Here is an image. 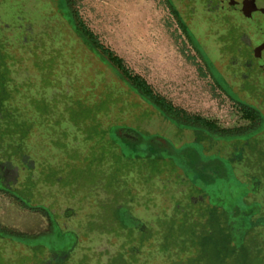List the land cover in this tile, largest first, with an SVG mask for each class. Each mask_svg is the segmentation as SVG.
I'll return each mask as SVG.
<instances>
[{
	"label": "rangeland",
	"instance_id": "rangeland-1",
	"mask_svg": "<svg viewBox=\"0 0 264 264\" xmlns=\"http://www.w3.org/2000/svg\"><path fill=\"white\" fill-rule=\"evenodd\" d=\"M60 1L0 0V90L22 117L51 108L44 116L54 126H36L22 145L0 142V264H236L223 258L237 234L256 240L248 263L264 264V0H227L223 10L203 0H63L155 93L234 131L200 139L133 91L74 30ZM108 87L121 91L127 114L118 107L72 117L70 106H93ZM246 106L260 112L255 121ZM144 112V143L153 135L189 149L176 173L139 154L123 163L119 142L101 129L134 126ZM199 173L215 183L206 187L212 195L192 186Z\"/></svg>",
	"mask_w": 264,
	"mask_h": 264
},
{
	"label": "trees",
	"instance_id": "trees-1",
	"mask_svg": "<svg viewBox=\"0 0 264 264\" xmlns=\"http://www.w3.org/2000/svg\"><path fill=\"white\" fill-rule=\"evenodd\" d=\"M173 9L175 13L180 18L182 25L186 26L185 23L182 21L178 10L173 5ZM60 11L64 13V17L66 20L70 23V25L74 28V30L86 41L88 46L91 47V49L95 50L98 53L102 54V57L105 61H107L112 67L116 69L118 73H121L123 77L127 80V84L129 87L141 95V97L147 101L150 105L155 107L165 118L172 120L175 122L180 129H183L184 126H189L198 131L199 139L208 137L210 134H216V135H226L233 133V130H227V129H221L219 128L214 122L207 120L205 118H202L200 116L190 115L186 112H183L182 110L176 108L170 101H168L165 97L155 93L151 87L150 84L140 75L133 74L124 63V60L115 54L110 48H107L100 44L98 41V38L96 35L89 30L84 23L81 20L74 19L72 17V13L68 10V5L64 3L63 0L60 1ZM46 47V45L44 46ZM54 53H58L60 56L56 57L54 54L55 60L56 58L60 61H62L61 57L64 56L63 51L60 49L56 51L54 49ZM60 81H71L69 78H67L64 75L59 76ZM6 84V83H5ZM4 84V85H5ZM3 85V86H4ZM7 92L6 89L0 90V142L2 140L8 139L9 142H15L17 144L25 143V140L29 137V135L34 131L35 127L42 128L45 127L47 129H53L52 122L48 121V117L46 118L44 115L48 116L50 112L52 111L51 108L48 109V107L45 105L40 106L41 108L39 110H36L37 112L43 113V116L37 117L36 113L33 109L31 110V114H28V117H22L23 109L16 106H10V96L5 94ZM62 93V92H61ZM128 102L125 101L124 98H122V93L119 89L115 87H108L106 94L101 98V102H98L96 104H93V106L85 107V108H68L69 111H72L71 114L74 118H96V116L105 114L107 116L110 115L111 111L114 108L120 109V114H127L129 107ZM76 109V110H75ZM65 112V111H64ZM62 112L63 114H65ZM61 113V114H62ZM260 116V112L256 110L255 108H251L249 106H246L245 109V117L255 121L256 118ZM58 125L61 127L62 124L58 123ZM98 127V125L96 126ZM101 128V125L99 126ZM105 132H109L112 137L115 139L112 140V143L116 145V141L119 142V146H121L122 151H124L123 154H121L122 162L130 160V156L133 158L136 156V154H139V156H142L143 158L155 160L161 163L158 168H156L157 171L162 172L164 168L168 169V166L173 168V172L176 173L178 169L180 168L178 164H184L185 158H183V153H188L189 149H173L171 147V144L164 145L158 142H155L153 139V135L149 140L144 143V137H141L138 130H136L135 126L128 124V123H114L107 128H101ZM120 130H127L132 131L138 135L139 140L138 141H131L128 142L126 140H119L117 138L118 131ZM247 131V130H246ZM126 141V142H125ZM130 150V151H129ZM132 151V152H131ZM129 154V155H128ZM140 160V159H139ZM143 162V161H142ZM172 164V165H170ZM156 171V172H157ZM158 173V172H157ZM193 173V172H192ZM193 185L195 186V190L199 191L200 193H206L209 195H212L209 191V189L206 192V187H209L210 185H215V183L211 184L208 177H205L202 175V173L199 174H193ZM220 195V197H217ZM213 192V197H215L216 202H218V205L222 204L221 199V191L217 190V192ZM224 196V195H223ZM225 197V196H224ZM243 202L247 206L246 201V195H244ZM242 204V203H241ZM245 206V207H246ZM245 207H240L238 209L237 214H235V218H240L242 214V209ZM220 208V207H219ZM207 221V220H206ZM246 232V231H245ZM248 233V232H247ZM246 233V234H247ZM252 233V232H251ZM251 233H248L251 237ZM231 234V233H230ZM228 235V233H226ZM238 238H227L226 246L229 248V251L226 253V255L223 258L224 262H227V259L231 256L235 257L236 264H249L248 259H253L251 257L252 252L251 248L248 245L249 243H256V240L250 241L244 236L243 238L239 237V234H237ZM259 250H256V258L259 256ZM246 258V259H245ZM61 264V262L56 263Z\"/></svg>",
	"mask_w": 264,
	"mask_h": 264
},
{
	"label": "flooded vegetation",
	"instance_id": "flooded-vegetation-1",
	"mask_svg": "<svg viewBox=\"0 0 264 264\" xmlns=\"http://www.w3.org/2000/svg\"><path fill=\"white\" fill-rule=\"evenodd\" d=\"M193 1V0H192ZM197 0H194V2H196ZM198 1H201V0H198ZM205 1V5L207 6L206 8L209 9V10H212L213 8L214 9H222L223 10V6L228 3L227 0H203ZM59 6H60V3H59ZM231 6V5H230ZM229 13V12H228ZM247 34L245 33V31H241V39L245 42L246 40L244 39V37H246ZM155 108V107H154ZM156 109V108H155ZM157 110V109H156ZM158 111V110H157ZM150 114L144 112V113H139L138 115L135 116V119H136V122L137 124L134 125L136 130H138L139 132H147L148 131L146 129H144V123L150 118L149 116ZM165 118V117H164ZM167 119V118H165ZM168 121H172V120H169L167 119ZM173 122V121H172ZM174 123V122H173ZM194 131L197 133L198 131H196L194 129ZM198 134V133H197ZM199 136V134L197 135ZM178 149H185L183 147H177Z\"/></svg>",
	"mask_w": 264,
	"mask_h": 264
}]
</instances>
